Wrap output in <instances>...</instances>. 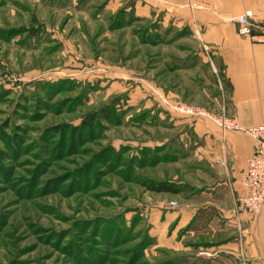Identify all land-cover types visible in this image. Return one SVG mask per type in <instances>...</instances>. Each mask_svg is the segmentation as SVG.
I'll list each match as a JSON object with an SVG mask.
<instances>
[{
    "label": "rangeland",
    "instance_id": "1",
    "mask_svg": "<svg viewBox=\"0 0 264 264\" xmlns=\"http://www.w3.org/2000/svg\"><path fill=\"white\" fill-rule=\"evenodd\" d=\"M219 65L134 0H0V264H220L163 223L194 140L172 106L218 114Z\"/></svg>",
    "mask_w": 264,
    "mask_h": 264
},
{
    "label": "crops",
    "instance_id": "2",
    "mask_svg": "<svg viewBox=\"0 0 264 264\" xmlns=\"http://www.w3.org/2000/svg\"><path fill=\"white\" fill-rule=\"evenodd\" d=\"M191 3L196 6L190 8L187 0H134V11L142 17L163 11L167 20L200 29L229 85L218 114L236 116L242 129L264 124V0ZM245 10L252 11L251 34L246 36L238 34L234 20ZM190 127L194 140L183 181L189 191L178 202L176 195L168 197L176 206H167L174 211L163 223L173 220L184 228L197 255L220 264H264V207L252 216L238 201L254 140L244 131L223 132L208 118L195 117Z\"/></svg>",
    "mask_w": 264,
    "mask_h": 264
},
{
    "label": "built area",
    "instance_id": "3",
    "mask_svg": "<svg viewBox=\"0 0 264 264\" xmlns=\"http://www.w3.org/2000/svg\"><path fill=\"white\" fill-rule=\"evenodd\" d=\"M190 8H194L192 0H187ZM200 7V6H199ZM252 11L245 10L234 20L238 24L239 35L251 34L250 18ZM172 108L184 116L208 118L224 132L226 130L244 131L254 140V150L246 158L245 172L242 177L243 192L238 201L244 211L252 216H257L264 207V124H257L247 129H242L236 116L224 113L214 114L201 106L178 103ZM169 206H176L175 201H170Z\"/></svg>",
    "mask_w": 264,
    "mask_h": 264
},
{
    "label": "trees",
    "instance_id": "4",
    "mask_svg": "<svg viewBox=\"0 0 264 264\" xmlns=\"http://www.w3.org/2000/svg\"><path fill=\"white\" fill-rule=\"evenodd\" d=\"M219 68V76L224 84V88L227 89L229 87V85L227 84V82L225 81V78H224V74L222 72V65L220 64L218 66ZM102 111V115L104 117H110V108L107 106L105 107L104 109L101 110ZM154 190H157V191H162V192H170V193H174V194H177L181 191V189H179V187L175 184H172V183H161L159 185H157L156 187H153Z\"/></svg>",
    "mask_w": 264,
    "mask_h": 264
}]
</instances>
